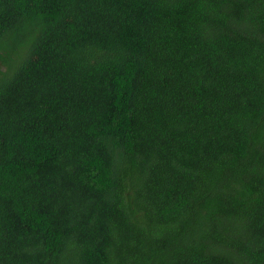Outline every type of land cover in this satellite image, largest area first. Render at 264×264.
<instances>
[{
	"label": "trees",
	"instance_id": "trees-1",
	"mask_svg": "<svg viewBox=\"0 0 264 264\" xmlns=\"http://www.w3.org/2000/svg\"><path fill=\"white\" fill-rule=\"evenodd\" d=\"M0 264H264V0H0Z\"/></svg>",
	"mask_w": 264,
	"mask_h": 264
}]
</instances>
